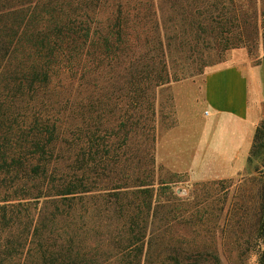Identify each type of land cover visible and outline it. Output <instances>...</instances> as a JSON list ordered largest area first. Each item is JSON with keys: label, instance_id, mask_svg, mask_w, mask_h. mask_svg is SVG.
<instances>
[{"label": "trees", "instance_id": "trees-1", "mask_svg": "<svg viewBox=\"0 0 264 264\" xmlns=\"http://www.w3.org/2000/svg\"><path fill=\"white\" fill-rule=\"evenodd\" d=\"M189 1L0 0V264H106L78 240L98 198L121 223L115 264L158 263L154 163L120 151L142 130L147 95L178 79L161 21L166 5L192 31ZM210 6L195 11L202 23H214ZM64 224L76 231L59 235Z\"/></svg>", "mask_w": 264, "mask_h": 264}, {"label": "rangeland", "instance_id": "rangeland-1", "mask_svg": "<svg viewBox=\"0 0 264 264\" xmlns=\"http://www.w3.org/2000/svg\"><path fill=\"white\" fill-rule=\"evenodd\" d=\"M210 5L215 7L211 9L214 23H202L195 11L212 8ZM187 8L194 18L192 31L183 26L180 16L171 17L164 5L160 37L166 51L164 64L170 76L175 74L178 79L147 95L144 108L148 105L150 109H145L140 119L142 130L129 136L127 147L120 151L127 156L121 157V161L134 157L135 161L152 159L154 163L151 167L155 189L153 208L157 214L153 224L158 233L151 246L157 250V264H169L170 251L179 264H261L264 262L261 233L264 226V0L200 3L191 0ZM107 14L108 10L103 9L98 18L105 21ZM226 66L240 68L248 78V104L255 131L259 129L260 133L259 149L252 156L249 151L244 165L234 175L212 174L211 178L212 175L205 173L191 176L171 170L157 161L156 151L160 144L176 135L179 125L174 87L182 82H198L201 90L207 74ZM129 116L132 120L136 118L131 113ZM163 152L168 151L163 149ZM123 173L128 174L125 169ZM102 182L106 181L98 183L105 184ZM88 204L93 206L92 213L82 215L78 226L79 246L100 256V262L115 264L118 255L109 243L113 239L111 230L119 228L120 220L105 217L102 199ZM59 228L61 236H64L62 232L76 231L67 224Z\"/></svg>", "mask_w": 264, "mask_h": 264}, {"label": "crops", "instance_id": "crops-1", "mask_svg": "<svg viewBox=\"0 0 264 264\" xmlns=\"http://www.w3.org/2000/svg\"><path fill=\"white\" fill-rule=\"evenodd\" d=\"M197 85L174 87L179 125L176 135L157 147L156 159L191 176L234 175L246 161L256 129L248 78L240 68L226 66L207 74L201 90Z\"/></svg>", "mask_w": 264, "mask_h": 264}]
</instances>
